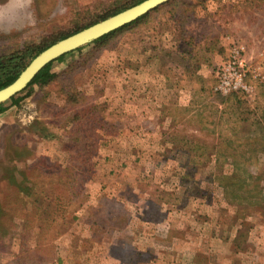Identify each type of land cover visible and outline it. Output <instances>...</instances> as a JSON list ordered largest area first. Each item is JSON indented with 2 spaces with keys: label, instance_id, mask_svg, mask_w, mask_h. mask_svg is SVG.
<instances>
[{
  "label": "rangeland",
  "instance_id": "obj_1",
  "mask_svg": "<svg viewBox=\"0 0 264 264\" xmlns=\"http://www.w3.org/2000/svg\"><path fill=\"white\" fill-rule=\"evenodd\" d=\"M141 1L0 0V55L55 43ZM147 14L55 60L49 83L3 103L0 200L10 202L12 227L0 264H264V205L232 203L217 179L233 172L232 161L199 153L230 135L228 116L264 135V0H171ZM235 49L258 75H249L252 93L224 107L213 92L216 69ZM157 99L160 130L147 117ZM94 104L90 117L104 118L111 133L98 129L81 163L84 143L70 144V132L84 138L90 127L67 121ZM70 165L79 167L71 186ZM247 165L264 196V150ZM10 170L30 175L32 195H11ZM186 222L189 247L180 241Z\"/></svg>",
  "mask_w": 264,
  "mask_h": 264
},
{
  "label": "trees",
  "instance_id": "obj_2",
  "mask_svg": "<svg viewBox=\"0 0 264 264\" xmlns=\"http://www.w3.org/2000/svg\"><path fill=\"white\" fill-rule=\"evenodd\" d=\"M148 14H145L138 18L137 20L126 24L125 26L118 28L115 31L110 32L99 38L98 40H103L110 36L111 34L120 31L126 27L135 25L143 18H145ZM81 29H77L79 31ZM66 37V36H65ZM64 37V38H65ZM54 41L45 44L43 47H38L34 44H28L24 48H11L12 50L6 55H0V89L12 83L24 70V68L28 65V63L34 58L38 53L42 50L53 44ZM81 48V47H80ZM78 48V49H80ZM66 55V54H65ZM65 55L58 57L56 60H61ZM54 62V61H53ZM53 62L47 64L44 68H42L36 76L32 79V81L28 84L25 90L30 91L34 84H46L49 83L55 76V74L51 71V66ZM248 76V81H249ZM250 82V81H249ZM23 90V91H25ZM215 94V91H213ZM21 93V92H20ZM29 93V92H28ZM220 95V94H218ZM245 94L242 92H235L227 97H221V103L224 107H229L227 104L229 98H235L244 96ZM222 96V95H220ZM13 103H16L20 100L19 94L13 96L11 98ZM97 106L94 105H86L81 109L75 110L72 115L69 117L67 121L68 124L72 125L74 129L80 130L81 127L84 126V123H88L90 132H86L84 138L77 136V134L73 131L70 132V144L78 145V148L81 147L82 142L84 143L83 148L79 152L78 159H80L81 163H83L84 159L90 158L94 149H95V137L97 135L96 131L98 129H102L105 133H111L106 126L109 125L104 118H94L92 119V114H94ZM5 107L3 103L0 104V111H3ZM222 115L226 113L225 108L222 110ZM232 116V115H230ZM224 123L228 125L230 128V135L223 136L218 139L217 144L213 145L212 149L202 148V151L199 152L202 156L207 158L215 157V160L219 164H223L222 162L232 161L233 163V172L231 174H219L218 181L220 185L224 188L226 196L231 199L232 203L236 205H242L247 207L254 206H263L264 205V196L261 193L259 184L257 182V178H254L252 174L248 171V163H252L254 157L257 152L264 150V135L255 137L250 136L251 132L247 126L250 122H248V118L237 119L233 124H231L230 117H226L223 119ZM262 121V120H261ZM260 120H256L255 124H260L258 127H261ZM241 124V125H240ZM67 125V124H64ZM62 126V125H61ZM244 128L248 130L247 133H244L245 136H238L237 131L240 128ZM235 146V149L232 147ZM240 146H243L244 149H239ZM195 148V147H194ZM28 151V150H27ZM18 154V153H17ZM77 154V153H76ZM198 154V153H194ZM69 171L67 172V178L70 179L69 186L74 182L75 174L73 169L79 168L77 166H66ZM3 178L7 179L8 185L10 188L11 195L18 197L20 194L25 196H30L33 194L34 184L31 182L30 175H28L25 171L21 170H10L3 176ZM72 181V183H71ZM67 184V183H66ZM258 186V187H257ZM257 188V189H256ZM14 192V193H13ZM24 198H21L16 203L20 204L24 203ZM10 202L1 201L0 200V249L2 247L3 240L10 233L11 225L7 221L8 209ZM8 205V206H7ZM19 207V206H18ZM243 225V224H242ZM245 225V224H244ZM249 226V224H247ZM246 226V228L248 227ZM245 235V232L242 230L240 236ZM239 247V244H238Z\"/></svg>",
  "mask_w": 264,
  "mask_h": 264
},
{
  "label": "water",
  "instance_id": "obj_3",
  "mask_svg": "<svg viewBox=\"0 0 264 264\" xmlns=\"http://www.w3.org/2000/svg\"><path fill=\"white\" fill-rule=\"evenodd\" d=\"M169 1L171 0H143L51 44L32 58L12 83L0 89V104L25 90L36 74L58 57L94 42Z\"/></svg>",
  "mask_w": 264,
  "mask_h": 264
},
{
  "label": "built area",
  "instance_id": "obj_4",
  "mask_svg": "<svg viewBox=\"0 0 264 264\" xmlns=\"http://www.w3.org/2000/svg\"><path fill=\"white\" fill-rule=\"evenodd\" d=\"M254 73L248 62L247 54L241 49H235L230 56L216 69L217 82L214 91L222 96L235 92L252 93L253 88L248 76Z\"/></svg>",
  "mask_w": 264,
  "mask_h": 264
},
{
  "label": "crops",
  "instance_id": "obj_5",
  "mask_svg": "<svg viewBox=\"0 0 264 264\" xmlns=\"http://www.w3.org/2000/svg\"><path fill=\"white\" fill-rule=\"evenodd\" d=\"M155 94V93H154ZM157 96L159 95H161V94H159L158 93V91H157ZM156 97V96H155ZM151 106L155 109L154 111H153V114H150V115H148L147 117L149 118V119H152V120H154L155 121V125L154 126H152V128H155L156 130H160L161 129V127H160V125L159 126H156V124H160V123H162V121H164L165 119H163L162 117V115H163V113H162V106H163V104H161V103H159V99H157V100H155V101H153L152 103H151ZM153 108H152V110H153ZM152 113V112H151ZM143 119V120H142ZM142 119H141V121H146L147 120V118H144V117H142ZM146 123H148V121L146 122ZM148 129H151V128H148ZM155 129H151L152 131H154L155 132ZM108 197H112L111 195H109ZM190 200V199H189ZM204 221H206V220H204ZM208 222V224L207 225H204V228H210L209 227V225L211 224L209 221H207ZM187 223V227L186 228H183L184 230L181 232V242L182 243H184V244H188V247L190 246V244H189V238H188V234L187 233H191L192 232V230H190V229H194V226L193 227H191V226H189L188 227V222H186ZM184 224L185 223H179V226H184ZM200 228H198V229H196L195 231H200L199 230ZM193 232H194V230H193ZM201 232V231H200ZM190 236V235H189ZM150 240H151V245L150 246H154L155 244H156V241H155V237H154V232H152L151 234H150ZM155 241V242H154ZM185 263V262H184ZM184 263H182V264H184ZM163 264H173V261H171V260H168L167 262H163ZM187 264H190L189 262H187Z\"/></svg>",
  "mask_w": 264,
  "mask_h": 264
}]
</instances>
